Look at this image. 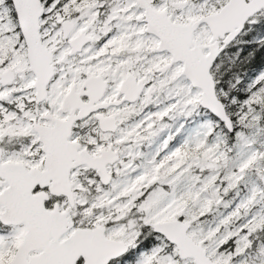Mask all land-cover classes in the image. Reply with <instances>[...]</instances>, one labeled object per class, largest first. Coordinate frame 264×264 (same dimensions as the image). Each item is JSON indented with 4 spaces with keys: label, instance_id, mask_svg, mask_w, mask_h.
Segmentation results:
<instances>
[{
    "label": "snow or ice",
    "instance_id": "1",
    "mask_svg": "<svg viewBox=\"0 0 264 264\" xmlns=\"http://www.w3.org/2000/svg\"><path fill=\"white\" fill-rule=\"evenodd\" d=\"M0 264H264V0H0Z\"/></svg>",
    "mask_w": 264,
    "mask_h": 264
}]
</instances>
